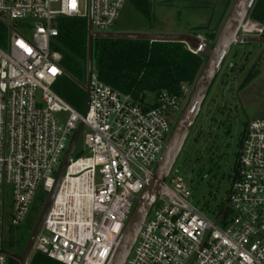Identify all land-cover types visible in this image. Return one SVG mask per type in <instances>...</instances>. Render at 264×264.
I'll return each mask as SVG.
<instances>
[{
	"label": "built area",
	"instance_id": "obj_1",
	"mask_svg": "<svg viewBox=\"0 0 264 264\" xmlns=\"http://www.w3.org/2000/svg\"><path fill=\"white\" fill-rule=\"evenodd\" d=\"M126 1L0 0V23L9 36L6 49L0 48V250L6 195L12 199L10 224L19 226L39 189L53 190L61 157L82 122L88 156L69 160L32 254L57 264H110L192 88L181 86L180 95L161 92L152 105L141 104L113 91L91 69L87 113L80 114L52 91L65 73L61 55L51 48L59 17L83 18L87 27L90 19L92 32L109 33ZM238 31L233 46L263 37L264 21L249 14ZM195 37L196 49L184 46L201 55L209 43ZM241 145L226 200L233 219L226 228L203 216L191 204L188 185L169 175L123 264H264V118L246 124ZM81 160L87 165L71 171ZM82 174L88 206L76 211L58 203L66 185ZM7 263L0 254V264Z\"/></svg>",
	"mask_w": 264,
	"mask_h": 264
},
{
	"label": "rangeland",
	"instance_id": "obj_2",
	"mask_svg": "<svg viewBox=\"0 0 264 264\" xmlns=\"http://www.w3.org/2000/svg\"><path fill=\"white\" fill-rule=\"evenodd\" d=\"M134 1L136 0L126 1L119 19L109 33L191 34L205 39L209 35L217 37L235 0H145L149 4L148 19L135 11ZM8 40V31L5 28L0 30L1 49H6ZM261 48V44L250 42L232 46L195 121L196 126L198 124L203 128V134L196 143L188 138L169 176L172 178L177 175L188 185L191 204L213 223L217 221L216 210L222 205L230 189V177L240 153L239 143L246 124L251 120L264 118V55L255 66L251 80L238 94L237 100L232 99L235 86ZM92 71L95 73L94 68ZM153 98L154 96L147 94L145 103L152 105ZM83 113L84 109L81 114ZM180 115L181 113L178 118ZM60 116L65 119L67 114ZM74 150L72 161L77 159L79 153H82V157L88 156L83 134ZM47 196L40 188L26 219L15 227L10 224L12 199L8 192L4 205L3 247L17 255L23 253ZM232 219L233 214L228 213L218 222L219 227L225 229L227 225L223 221L229 224Z\"/></svg>",
	"mask_w": 264,
	"mask_h": 264
},
{
	"label": "trees",
	"instance_id": "obj_3",
	"mask_svg": "<svg viewBox=\"0 0 264 264\" xmlns=\"http://www.w3.org/2000/svg\"><path fill=\"white\" fill-rule=\"evenodd\" d=\"M133 6L144 18L150 17L147 1L136 0ZM250 11L255 20L263 22L264 0H255ZM56 27L58 36L51 49L61 55L60 66L65 75L57 79L52 91L74 111L81 114L85 105L83 86L87 63V21L83 18L59 17L56 20ZM3 29L0 23V30ZM215 37L209 35L206 38L210 45L214 43ZM92 54V68L100 81L113 91L128 95L141 104H146L144 99L147 94L156 96L161 92H167L171 96L180 95L181 86L192 88L205 62L201 55L189 53L184 44L177 42L150 43L138 40L95 39ZM250 80L249 78L248 81ZM242 137L239 143L240 149ZM81 155L82 153H79L76 160L81 158ZM237 166L236 160L230 177V188ZM226 200L227 197L216 210L218 222L230 213ZM223 223L225 226L228 225L224 221ZM11 263L17 264L16 261L8 258V264ZM28 264L57 263L43 254L34 253Z\"/></svg>",
	"mask_w": 264,
	"mask_h": 264
},
{
	"label": "water",
	"instance_id": "obj_4",
	"mask_svg": "<svg viewBox=\"0 0 264 264\" xmlns=\"http://www.w3.org/2000/svg\"><path fill=\"white\" fill-rule=\"evenodd\" d=\"M255 0H235L230 10L228 11L227 18L220 29V33L216 37L212 45H207L201 53V57L205 60L201 72L192 86L191 94L188 98L187 104L184 107L181 115L177 119L173 126V132L169 137L165 149L162 153L160 160L156 164V170L152 177V180L147 184V187L141 193L139 199L135 204V208L126 222V227L122 233V237L118 243L110 264H123L129 256L134 242L137 238V234L141 229V224L148 215L157 193L160 189V184L166 179L171 171L178 156L180 155L183 145L189 136L192 126L196 121V118L202 110V105L206 100L209 93L210 86L214 79L221 71V67L224 64L230 49L237 41L238 30L241 25L250 14V9ZM87 63H86V85L84 86L85 92V106L84 115L87 113V107L89 102V78L92 69V45L95 39L104 40H138L147 42H177L186 44L189 48L196 49L198 47V41L195 36L189 34H161V33H97L91 30V20L89 19L87 27ZM250 43L264 44L263 38H251L248 40ZM83 123L79 122L72 136L70 143L67 147V151L61 160L58 171L55 176V182L52 187V191L48 194L42 210L33 226L32 232L25 244V248L21 255L14 254L8 250H0V254L6 255L8 258L16 261L18 264H28L32 255L33 242L41 229V223L49 210V206L52 203L54 195L57 191L60 180L62 179L65 168L67 167L69 160L72 158L74 148L80 137Z\"/></svg>",
	"mask_w": 264,
	"mask_h": 264
},
{
	"label": "bare ground",
	"instance_id": "obj_5",
	"mask_svg": "<svg viewBox=\"0 0 264 264\" xmlns=\"http://www.w3.org/2000/svg\"><path fill=\"white\" fill-rule=\"evenodd\" d=\"M87 165V163L83 160L78 161V163L71 168V171L76 170V168H84ZM86 174H82L78 177L75 181H71L66 185V197L64 196L63 200V192L59 195V198L57 200L58 203L65 202V205L70 207L71 209H75L76 211L79 210V208L87 207L89 204V194H82V190L84 189V180H85ZM84 193V192H83ZM65 195V193H64ZM84 195V196H82Z\"/></svg>",
	"mask_w": 264,
	"mask_h": 264
},
{
	"label": "flooded vegetation",
	"instance_id": "obj_6",
	"mask_svg": "<svg viewBox=\"0 0 264 264\" xmlns=\"http://www.w3.org/2000/svg\"><path fill=\"white\" fill-rule=\"evenodd\" d=\"M264 39V37H261ZM262 48H264V44H261ZM261 48V50L257 53L256 55V59L254 60V62H252L248 68H246L247 70L245 71L242 79L240 80V82L235 86V89L233 91L234 96L232 97V99L237 100V96L238 94L244 89V87L248 84V80L251 77V74L253 73V71L255 70V66L257 65V63L260 61V59L262 58V56L264 55V50ZM229 66L231 67L232 65L229 64ZM218 77V75H217ZM216 79V78H215ZM214 79V80H215ZM204 104V103H203ZM199 116V115H198ZM197 119V118H196ZM203 134V128H201L198 124L197 126L195 125V123L192 126V130L189 134V136L187 137L186 141L188 140V138H190L191 142H198V140L201 138V135ZM185 141V143H186ZM184 143V144H185ZM184 146V145H183ZM6 249V248H5ZM8 250V249H7Z\"/></svg>",
	"mask_w": 264,
	"mask_h": 264
}]
</instances>
